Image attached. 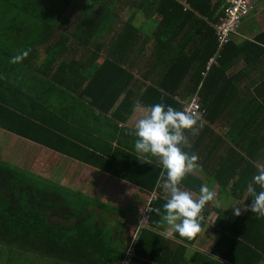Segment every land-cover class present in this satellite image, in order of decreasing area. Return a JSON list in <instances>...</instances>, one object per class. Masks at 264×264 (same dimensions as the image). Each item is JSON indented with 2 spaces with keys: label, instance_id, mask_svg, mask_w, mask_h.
<instances>
[{
  "label": "trees",
  "instance_id": "16d2710c",
  "mask_svg": "<svg viewBox=\"0 0 264 264\" xmlns=\"http://www.w3.org/2000/svg\"><path fill=\"white\" fill-rule=\"evenodd\" d=\"M73 1L75 0H0V128L43 145L52 146L53 142L50 144L31 133L32 127L36 126L33 121L20 115L18 111L9 109L11 105L18 109L10 97L19 93L20 89L23 90L24 83L31 76H43L52 95L63 87L80 89L83 87L82 81L88 80L87 89L94 85L98 95L109 99V102L106 103L105 100L101 103L104 105L102 110L109 111L122 94L112 115L122 121L131 113L134 93L127 87L133 80V75L111 59L105 58L99 66H94L98 57L96 50L100 47L98 37L111 17L119 15L123 8L128 7L131 13L120 34L127 38L131 47L138 46L137 40L141 33L133 22L137 13L150 18L153 27L143 37V45L149 39L153 43L146 57L145 72H149L153 66L160 68L157 67L159 75L153 84H144L139 88L137 99L144 106L163 102L179 110L177 97L190 96L199 86L200 102L206 110L204 119L210 125L222 121V115L231 103L224 95L235 93L232 88L236 75H229L226 70L238 60L246 63L252 61L248 54L249 48L253 49L252 53L256 57L264 54L262 31L255 36L254 41H246L243 46H238L230 39L220 50L217 64L206 69V63L216 49L213 24L221 14L225 0H87L90 10L83 11L74 24L67 20L63 22L64 14ZM94 5L96 6L92 9ZM69 25L71 26L67 27ZM73 44L81 47L85 58L69 57L66 54H73ZM21 51H26L27 56L19 63H10V57ZM41 51L45 53L42 59ZM25 73L29 75L25 77ZM77 79L80 80L79 84L67 86ZM185 83L191 85L182 87L184 94H180L177 88ZM255 94L257 97L253 96L245 102L232 119L233 123L225 134L230 140L221 150L223 156L212 170L219 188L222 190L230 184V192L239 197L246 191L255 174L254 161L258 157L264 158V134L256 131L251 135L250 129L255 122L264 126V81L255 89ZM14 97L19 98L16 95ZM203 125L204 134L197 137L195 146L204 141V146L211 145L210 153L222 148L225 136L219 135L209 125ZM252 142L256 149L250 148ZM81 160L92 162L88 158ZM93 166L105 168L148 192L154 190L161 174L159 166L148 163H144L145 167L138 166L136 175L119 172L109 164ZM238 166L240 170L234 173ZM180 184L198 193L199 186L203 183L188 172ZM60 189L63 188L42 180L41 175L0 160V246L6 252L29 253L53 260L54 264L120 262L124 251L119 252L117 247L107 242L106 232L93 219V213L87 212L82 203H73L71 207L67 203L69 197L63 195L61 198L58 195ZM250 199L251 196L247 194L244 198L246 205L250 203ZM164 202L165 199L160 196L152 202L147 224L140 229L134 243L136 257L129 264H146L140 258L151 259L155 264H179V258L186 264H227L215 257L230 264H255V261L264 257V250L250 237L248 224L256 214L248 209L243 216L232 221H224L216 216L213 225L218 229L215 230L210 247L212 258L193 252L186 259V247L183 244L178 245L171 255H164L163 259L154 257L162 252V249L154 250V246L162 239L150 228L157 224L156 220L163 213ZM207 204L208 202L201 210L202 217ZM63 205H69L67 215L64 214ZM69 217H73L72 222L66 221ZM59 218L65 221L58 222ZM203 226L204 221L200 219L199 232ZM199 232L191 238L175 236L186 245H191Z\"/></svg>",
  "mask_w": 264,
  "mask_h": 264
},
{
  "label": "crops",
  "instance_id": "0c3cea01",
  "mask_svg": "<svg viewBox=\"0 0 264 264\" xmlns=\"http://www.w3.org/2000/svg\"><path fill=\"white\" fill-rule=\"evenodd\" d=\"M125 9L129 8H123L119 15L111 17V20L106 23L104 30L99 35L98 42L100 47L96 50L98 57L96 62L94 61V66H99L105 58L111 59L133 75V80L128 84L127 89L132 90L134 93V106L126 120H118L112 115V111H114L122 94L109 111H104L102 110L104 105L101 103L107 99L98 95L94 85L87 89L88 80L82 81L84 88L71 90L69 87H63L57 94L52 95L43 76L34 75L24 83L23 90L20 89L19 93L12 94L10 97L11 102L18 109L11 104L9 109L18 111L20 115L32 120L36 126L32 127L31 133L38 137L40 136L41 139L46 140L50 144L52 141L53 145H43L0 128V160L16 166L26 164L37 167L34 171L27 170L41 175L42 180L52 182L63 188L58 190V195L61 198H63V195H65L64 197H69V202L67 203L71 207L73 203L84 204L85 210L93 213V219L102 225V229L106 232L107 238L105 239H107V242L117 247L121 253L129 243L130 237L135 230L137 219L149 194L155 191L158 196L166 200V194L160 188V184L165 179L162 174H159L160 176L154 190L148 192V190L140 188L137 184L115 175L105 170V168L93 166L109 164L113 169L128 175H136V168L144 166L143 160L133 150L135 138L130 134V131L136 119L142 115L141 109L144 107L137 99L139 88L143 87L144 84H153L159 75L158 68L160 67L153 66L149 72H145L146 57L153 44L152 40L149 39L143 45V37L147 36L153 29L151 22L146 23L147 19L150 21V18H146L139 12L133 19V22L139 27L141 32L140 38L137 40L138 46L131 47L127 38L120 34L125 21L131 13L130 11L129 15L122 17V11ZM251 12L253 13L250 16L244 17L246 20L240 21L236 33L231 36V40L238 46H243L246 41H254L255 36L264 31V0H255ZM73 45V54H70V52L66 54L69 57L72 55L74 58H85L81 47ZM249 50L248 54L252 57V61L246 63L243 60H238L234 66L226 70L229 75H236L232 88L235 93L224 95L226 99H230L231 103L224 111L222 121L210 125L204 118H199L196 134H192L190 130L185 131L189 143L183 150L190 155H195L197 157L195 163L198 165L189 173L199 178L203 184H206L214 192L213 200L209 201L204 209V217L200 215V219L204 221V226L195 241L191 245H186L175 236L174 232L171 235L165 234L167 226L161 221V214L160 218L156 220L157 224L150 228L162 239L154 246V250L162 249L161 253L154 255L156 258L163 259L164 255L166 257L169 254L171 255L180 244L186 247V259L190 258L193 252L212 258L210 247L215 230L218 229L213 225L216 216H219L224 221H232L236 217L243 216L248 209L244 202V198L248 194L247 190L240 197L230 192V184L221 190L212 176V170L214 164L219 162L223 156L221 150L230 140L225 134L233 123L232 119L237 116L245 102L253 96L257 97L255 89L264 81V54L256 57L252 53L253 49L249 48ZM44 54L41 51L40 59L44 57ZM28 75L29 73H25V77ZM79 83L80 80L77 79L76 82L68 83L67 86ZM186 85L189 87L191 84L185 83L177 88L180 94H184L182 87L186 88ZM85 90H87L88 94ZM14 95L19 98H15ZM179 98L188 100L189 96H179ZM46 101L52 103L48 104ZM107 102H109V99ZM203 124L209 125L211 129L222 137L225 136V141L221 145L222 148L219 147L213 153H210L211 145L210 147L208 145L204 146L206 143L204 141L201 142L202 144L195 146L197 137L204 134L205 126ZM37 126L42 127V129ZM250 129L251 135L256 133V131L264 134L263 124L255 122ZM204 140L206 141V139ZM250 145L251 149H256L253 142ZM84 158H88L92 162L81 160ZM231 162L233 164V160ZM151 164L159 166L154 159ZM254 165L255 168L257 165H264V158L258 157L254 161ZM239 170L240 166L235 169L234 173ZM133 172L135 173L133 174ZM133 178L137 179L138 176H133ZM229 183H231V178ZM178 187L198 195L197 192L186 188L180 183ZM256 190L258 191L259 189L256 188ZM216 200L222 201L220 207L216 205ZM235 205L242 207L239 215H233L232 208H228ZM68 207L69 205L62 206L65 215L69 213ZM63 221L65 220L62 218L58 219V222ZM66 221L72 222L73 217H69ZM248 226L250 228V237L264 250V216L255 215ZM257 249L259 250V248ZM133 251H135V247ZM261 252L263 253V251ZM26 256L28 254H25ZM29 256L32 257V255ZM135 257L136 254L130 257L128 264ZM215 258L223 263L230 264L219 257ZM244 258H246V255H244ZM140 259L145 261L146 264H155L151 259ZM41 260L48 261L49 259L41 258ZM178 260H181L179 264H186L182 258ZM119 263L116 261L112 262V264ZM255 264H264V257L259 261H255Z\"/></svg>",
  "mask_w": 264,
  "mask_h": 264
},
{
  "label": "clouds",
  "instance_id": "9594fccd",
  "mask_svg": "<svg viewBox=\"0 0 264 264\" xmlns=\"http://www.w3.org/2000/svg\"><path fill=\"white\" fill-rule=\"evenodd\" d=\"M25 56L27 52L21 51L10 57L9 62L19 63ZM141 111L142 115L136 119L130 131L135 138L133 150L144 163L151 164L154 159L161 168V174L165 176L160 184L161 190L166 194L161 215V221L167 226L165 234L171 235L174 232L181 238H191L200 230L201 210L206 202L214 198V192L206 184L199 186L198 195L178 187L182 178L198 167L195 163L197 157L183 149L189 143L185 131L190 130L192 134H196L199 117L163 102L144 106ZM246 190L251 196L250 203L246 206L248 210L257 216H264V165L256 166V172ZM215 203L218 207L222 205L220 200ZM237 206L228 207L232 208L233 215L240 214L242 207Z\"/></svg>",
  "mask_w": 264,
  "mask_h": 264
},
{
  "label": "built area",
  "instance_id": "2783aa9c",
  "mask_svg": "<svg viewBox=\"0 0 264 264\" xmlns=\"http://www.w3.org/2000/svg\"><path fill=\"white\" fill-rule=\"evenodd\" d=\"M255 0H225V4L222 7L221 14L219 15L217 21L213 24L216 49L211 57H209L206 63V69L212 64H217V58L222 47L228 43L231 39L233 33H236L237 27L242 20V17L248 14L252 10ZM204 75L205 72H202ZM199 86L196 90L189 96L188 100H182L177 97L179 103V110H187L199 118H204L206 115V110L200 102V95L198 93ZM158 195L155 191H152L146 198L145 204L140 216L137 219L135 230L130 237L129 243L124 250V255L119 264H128L130 257L134 255V243L137 240L138 233L140 229L147 224L149 213L152 209V202Z\"/></svg>",
  "mask_w": 264,
  "mask_h": 264
},
{
  "label": "rangeland",
  "instance_id": "374dc122",
  "mask_svg": "<svg viewBox=\"0 0 264 264\" xmlns=\"http://www.w3.org/2000/svg\"><path fill=\"white\" fill-rule=\"evenodd\" d=\"M96 5H94L92 7V9L95 8ZM90 3L87 0H75L71 3V5L69 6L68 10H66L65 14H64V18H63V22L65 20L67 21H71L72 24H74V22L77 21L78 17L81 15V13L85 10H90ZM130 9H125L122 11V17H126L127 15H129L130 13ZM252 10H250L248 12L247 15H245L244 17L246 18L247 16H250L253 12H251ZM251 12V13H250ZM244 17H242V20H246ZM149 19H147L146 23H149ZM71 25L67 26L70 27ZM24 169H30L32 171L36 170L37 167L34 166H28L26 164H23L22 166H18ZM39 171H41V169H39ZM2 253V254H1ZM7 253V254H6ZM14 255H10L13 254ZM26 254V253H25ZM25 254H23L22 252H6L5 248H2L0 246V264H54L53 260L50 261H45V260H41V257L35 256L33 254H29L28 256L25 257ZM29 255H32L29 256Z\"/></svg>",
  "mask_w": 264,
  "mask_h": 264
}]
</instances>
